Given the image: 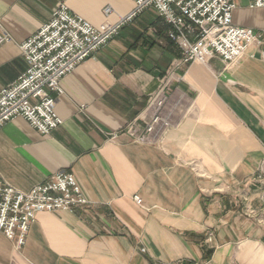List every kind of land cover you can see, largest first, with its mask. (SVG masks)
Here are the masks:
<instances>
[{"label":"crops","instance_id":"1","mask_svg":"<svg viewBox=\"0 0 264 264\" xmlns=\"http://www.w3.org/2000/svg\"><path fill=\"white\" fill-rule=\"evenodd\" d=\"M249 2L235 0L232 23L264 29V8ZM59 3L94 27L134 7L0 0V27L12 38L0 45V91L26 70L19 44ZM166 31L146 9L63 77L55 106L62 125L49 135L22 117L0 128L2 181L27 192L67 172L87 200L38 213L22 246L0 232V264H264V44L226 69L218 56L179 64ZM171 71L180 78L167 89L171 102L180 99L177 126L161 145L133 143L122 130L148 117V99Z\"/></svg>","mask_w":264,"mask_h":264},{"label":"built area","instance_id":"2","mask_svg":"<svg viewBox=\"0 0 264 264\" xmlns=\"http://www.w3.org/2000/svg\"><path fill=\"white\" fill-rule=\"evenodd\" d=\"M133 9L116 23L98 27L69 12L64 3L54 9L51 19L19 44L26 63L25 72L0 91V128L22 117L41 135H49L62 125L55 112L61 94L60 80L80 63L96 54L120 29L146 9H154L166 25L167 38L180 52L179 64H206L218 56L224 69L238 61L250 46L264 44V29L254 31L235 26V0H131ZM249 8H264V0H250ZM110 7L103 9L108 17ZM0 27V45L11 42ZM178 66V63H177ZM174 78L169 72L159 81L147 103L148 117L128 123L122 133L133 143L161 145L177 126L174 115L180 99L171 102L167 89ZM115 135H111V139ZM137 204L140 200L134 197ZM87 205L73 175L59 172L45 182L20 192L0 179V232L19 247L40 212L71 211Z\"/></svg>","mask_w":264,"mask_h":264},{"label":"rangeland","instance_id":"3","mask_svg":"<svg viewBox=\"0 0 264 264\" xmlns=\"http://www.w3.org/2000/svg\"><path fill=\"white\" fill-rule=\"evenodd\" d=\"M262 167H263V169H264V160H263V163H262Z\"/></svg>","mask_w":264,"mask_h":264}]
</instances>
